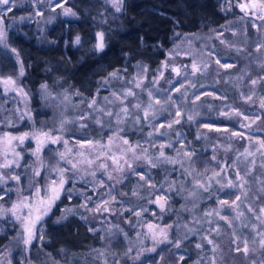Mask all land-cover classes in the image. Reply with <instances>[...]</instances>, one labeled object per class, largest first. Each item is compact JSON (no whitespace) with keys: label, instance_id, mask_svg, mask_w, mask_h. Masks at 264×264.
<instances>
[{"label":"rangeland","instance_id":"374dc122","mask_svg":"<svg viewBox=\"0 0 264 264\" xmlns=\"http://www.w3.org/2000/svg\"><path fill=\"white\" fill-rule=\"evenodd\" d=\"M13 1L10 0L9 5L0 4V17L3 18L0 28L5 33L4 42L0 43V60L3 58V64L0 63V138L7 134L19 136L24 132L52 130L53 135L62 136V140L56 144L47 143L40 153V160H37V157L33 155V151L36 148L34 139H27L23 144L13 141L10 147L0 142V164L16 160L19 165H13L10 168H0V173L4 174L6 181L13 189L7 196L8 200L1 204L0 207L7 210L11 209L13 204L22 200L35 203L38 198L50 195L51 182L60 179L59 173L54 169L57 166L71 169L70 164L60 160L59 153H65L66 158L71 159L74 163L84 161L83 163H78V170L71 169L64 173L66 182L60 197L55 201L48 215L44 216L36 225L35 238L29 245L23 243L26 237L21 221L17 220L10 211H4L0 214L2 218L9 215L12 217L10 221L18 224L20 231L18 248L28 254L29 249L38 239V231L41 224L52 215L57 204L62 199V195L68 188L70 178H91L93 177L91 173L95 172V175L97 173L102 175L99 180L101 183L116 186L122 178L126 179L127 172L137 169L141 165L146 166L145 170L147 171L151 168L156 169V173L161 176L162 183L155 189V194H157L154 199L155 203L159 197H166L167 190H172L170 187L174 172L176 173L175 176H179L181 179L177 192L181 198V204L177 215L174 211L177 217L176 241H182L187 238V235L192 234L190 232H194L197 229L196 225L207 222H209V224L207 223L209 231L212 233L217 230L224 231V229H228L236 238L237 245L242 248L247 233L255 234L256 238L260 239L257 236V230L264 232V225H261V221H264V214L259 212L260 208L264 207V191H262L264 189V167H262L264 165V155H262L264 149L260 148L258 142L264 141V129L255 128V122L259 117L260 111H251V114H244L243 116V113L235 107L237 100L233 101L231 97L227 96V92L232 94L233 91L227 86H221L219 83L222 70L233 71L235 78L233 86L239 91L238 96L243 101L255 105L253 98L258 96L255 92L259 88L260 81L264 79V19L258 16L262 13L260 10L249 12L248 14L252 13L251 16L246 15L239 7L246 0H231L239 12L243 13L236 15V28L227 30V27H225L222 32L214 33L210 31L211 34L208 35L203 33L177 35L172 45L167 49L166 60L156 70L152 81H145L143 68H139L136 71V75L132 78H116L117 83L114 86H105L104 88L109 90H102L101 95L99 94L93 99L95 100V105L89 107L88 110L79 106L77 107L78 112L71 114L70 106L73 105V96L71 94L68 92L52 94L43 88L40 94L41 101L43 106L51 113V116L48 115V117H51L49 121L53 122L42 123L38 120L39 123H37L31 114V96L22 82L24 74L22 63L17 50L16 52L12 51L15 48L9 40L11 28L7 27L9 23L5 24L6 17L4 13L7 12L6 9L12 7ZM57 1L59 0H28L25 8L19 4L17 9L18 12L20 11L19 14L27 9L32 10L33 16L36 17L37 13H39V7L50 5L57 11V17H61L65 15L64 10L67 8L64 7V0L58 4L56 3ZM107 1L116 9L113 0ZM20 7L23 10H20ZM254 15L257 17H254ZM245 16H250L249 18L254 27L253 33L248 31L246 26H243L242 20ZM15 17L18 18L19 16L15 15ZM229 52L232 54L231 57L228 56ZM217 60L220 61L219 64L216 63ZM193 64L197 66L198 71L193 72ZM220 65L229 66L221 67ZM173 68L179 69V74L174 72ZM208 77L209 79L211 78L209 87L205 84V79ZM8 78L14 80L15 84L6 85L4 80ZM134 80H139L140 87H135ZM253 80L257 81L255 85L252 84ZM181 84L184 87L181 88ZM176 88H180V91L177 92ZM129 89L135 94L124 98L123 93ZM150 92L152 94L151 97L146 96ZM113 93L121 96L123 103L116 99ZM169 97H171V100H169ZM157 100L160 103H156ZM92 101L87 105L89 106ZM261 104L257 103V107L264 109ZM136 105H139V107H136ZM124 107L128 109V114L118 119L116 113L120 112ZM177 111L180 112L179 116L176 115ZM107 112H111L112 115H107ZM145 112L148 113L147 116H145ZM254 113L257 115H253ZM21 116L24 118L21 119ZM82 116L84 119H80ZM221 117L224 121L230 123L232 127L223 129L219 127V123H214V119H221ZM140 118L147 122V130L145 137L142 138L141 146L137 149L134 147L136 154L142 155L141 149L143 148L148 149V154L152 157H159V153L163 151L165 157L176 161V163L160 162L157 167H151L143 159L134 160L132 152L125 153L123 151L128 146L124 145L122 140L129 141V135L137 128L136 121ZM90 119L91 122H88ZM176 120L196 125L198 134L205 141V147L202 151L212 147L214 154L212 153L213 155L211 154L210 158L209 156H204L202 157L203 160H200L195 155L197 150L193 149L187 141L180 138L179 142H174L172 134L178 124L175 123ZM64 121L68 122L64 123L63 131H57ZM87 122L89 126L94 125V127H97L102 132L101 136L107 135L108 137L99 141L92 139L71 141L66 134L72 130V124L76 123L81 127L82 124L87 125ZM169 123L172 124L171 128L167 127ZM161 125H164V127H161ZM205 125H208V127H205ZM241 125H244V127H241ZM211 129L216 132L213 136L209 135ZM233 133L242 135L234 136ZM65 140L68 141L67 147L64 145ZM89 142L92 143L90 144ZM161 145H164V147L161 148ZM167 145H169V148H165ZM12 148L15 149V152L20 153L19 157L13 155ZM6 151L7 160L5 157ZM81 152L83 156L79 155ZM185 152L192 154L191 159L185 155ZM97 157L99 158L97 159ZM110 157L118 159L123 171L116 170L117 165L113 163ZM87 159H92L94 163L88 165L86 163ZM125 159L132 164V168H128L124 164ZM252 161H255V163L253 164ZM101 164H106L107 168H101ZM35 171H39L40 174L38 176L34 175ZM237 171L247 181L244 187H222V185H227L228 180H232L237 184L240 183L236 180ZM249 172L250 175H245ZM217 173L219 175H216ZM109 174L114 178L109 179ZM12 175H19V182L12 180L10 178ZM196 181L204 184L208 190L205 191L204 188L196 187ZM151 185V174L145 176L144 180L140 179L138 184L135 182L133 190L135 197L132 196L131 199L127 200L130 203L129 209H126L127 212L139 215L138 207L148 208L144 197L151 196L149 195ZM102 193H104L103 197L106 201L110 203L117 202V198L115 195L113 196L110 188ZM192 193H195V195H192ZM237 195L241 197L240 201H237V206L232 208L224 206L221 209L220 200L232 202ZM120 201L122 202V200ZM250 206L254 209V212L248 211ZM218 209L221 210V215L228 217L231 226H229L227 221L215 214V210ZM161 210L162 212L172 211L166 209V206ZM27 211L28 209H23L21 215L26 214ZM206 213H211V215H206ZM257 215H261V220L256 219ZM137 218L136 226L131 229L132 236H129V234H126L125 229L119 226L109 215L104 216L103 224L99 227L102 241L103 243L105 242L104 246L101 247L102 257L109 253L108 250L112 251V243L118 240H122L124 246L123 248L118 247L119 249L115 251L122 253H130L134 249L139 250L142 247H149L150 249L152 246L165 242L161 231L163 230L168 237L169 230L166 225L160 226L154 220H158V218H154L153 215L150 216V220H145L144 222H141L139 216ZM189 224L193 225L191 231H187ZM149 225H152L151 229ZM253 225L258 226V229L254 230ZM203 240L207 243L209 241L206 236ZM14 247V245L11 248L8 246V251L0 255V264L15 263L14 261L17 260V257L12 256V251L17 247ZM181 257V254L173 252L170 254L169 259L176 261V259ZM110 259V257L109 260L104 258L100 263H113V259ZM253 264L255 263L253 262Z\"/></svg>","mask_w":264,"mask_h":264},{"label":"trees","instance_id":"16d2710c","mask_svg":"<svg viewBox=\"0 0 264 264\" xmlns=\"http://www.w3.org/2000/svg\"><path fill=\"white\" fill-rule=\"evenodd\" d=\"M26 3L28 0H14L12 10L4 14L5 24L9 23L6 25L11 28L9 40L22 63V82L31 96V114L37 123L53 122L49 121L51 117L48 115L51 116V113L41 101L43 85H46L47 91L52 94L68 92L73 96L71 114L77 113L79 106L88 110L87 104L101 95L105 86H114L117 83L116 78H132L139 68H143L146 69L145 81H152L156 70L166 60L167 49L177 35H208L211 34L210 31L222 32L225 27L227 30L234 29L237 25L236 15L242 14L231 0H122L119 11L107 0H64V7L75 15L65 14L57 17L53 6L45 5L39 7V14L35 17L29 9L19 14L17 5L21 4L25 8ZM22 7L20 10H23ZM242 21L243 26L253 33L254 27L250 18L245 16ZM99 33H103L105 47L102 51L95 47L99 43ZM76 36L80 37L79 44L75 43ZM228 56H232L231 52ZM0 63L3 64V58ZM114 72L117 73L116 77L110 75ZM209 80L211 81L209 77L205 79L208 87ZM219 80L221 86H227L233 91L232 94L227 92V96L233 101L237 100L235 107L243 116L251 114V111H260L255 128L264 129V109L257 107V103L264 102V79L260 81V89L257 88L255 92L260 96L253 98L255 105L243 101L238 96L239 91L233 86V71L222 70ZM143 120L140 118L136 121L138 126L128 138L129 143L136 149L141 146L147 130V122ZM213 121L219 123V127L223 129L232 127L222 117ZM88 122H91V119ZM88 122L85 127L72 124V130L66 135L73 142L87 139L99 141L108 137L101 136L102 132L94 125L89 126ZM214 133L216 132L212 129L209 131V135L213 136ZM172 135L174 142H179L180 138L187 141L197 150L195 155L200 160H203L204 156L210 158L211 154H214L212 147L202 151L205 147L204 138L198 134L197 126L192 123L180 121ZM137 144L139 147H136ZM168 146L165 148H169ZM145 169L146 166L141 165L130 170L126 173V179L122 178L116 186L101 183L100 173L95 175L96 178H70L62 199L52 215L41 224L38 239L28 254L17 247L20 240L18 224L11 222L12 217L9 215L3 218L0 215V255L8 251V246L11 248L14 245L17 247L12 251V256L17 257L14 264H101L102 259L109 260V257L113 259L110 264H261L264 261V249L260 248L259 238L257 239L255 234L245 235L250 249L245 255L243 251L235 250L239 245L228 229L212 233L208 228L209 222L196 225L197 229L190 232L192 234L187 235V238L181 241L180 248L175 251L174 243L169 241H176L177 236L176 215L181 204L177 192L181 179L175 176L174 172L170 187L172 190L166 189L167 194L164 197L166 209L172 211L162 212L161 207L154 202L157 195L155 189L162 183L161 176L156 173V169ZM149 174L152 175V185L155 187H150V197H144L148 208L138 207L139 215L127 212L126 209L130 206L127 200L135 197V182L138 184L141 176ZM109 188L117 198L116 203H105L102 192ZM12 190L8 181L0 183V196H3L0 206L8 200L7 196ZM106 215L125 229L129 236H132L131 229L136 226L137 216L144 222L154 215V218H158L154 220L160 226H167L168 240L150 247L156 249L154 252L149 251V247H142L130 253L115 251L118 247L123 248L124 244L122 240L114 241L112 251L108 250L109 253L102 257L101 247L105 242L102 241L99 227ZM192 227L193 225L189 224L187 231L192 230ZM205 236L212 244L203 240ZM197 244L201 247L197 248ZM173 252L181 254L183 260L169 259Z\"/></svg>","mask_w":264,"mask_h":264},{"label":"snow or ice","instance_id":"6c2138e0","mask_svg":"<svg viewBox=\"0 0 264 264\" xmlns=\"http://www.w3.org/2000/svg\"><path fill=\"white\" fill-rule=\"evenodd\" d=\"M113 3H114V6L116 7L117 11H119L120 10L121 0H113ZM0 4L9 5L10 4V0H0ZM57 6H62V5H57ZM239 7H240L241 11L245 12L246 15L249 12L255 11L257 9L260 10L261 12H264V0H246V2L245 3H241L239 5ZM6 10L7 11H11L12 9H11V7H9ZM64 11H65V14L75 15V13H71L69 9H65ZM37 14H39V13H37ZM259 18L264 19V16H260ZM2 23H3V18L0 17V24H2ZM98 35H99L100 39H99V43L95 47H96L97 50L102 51L104 49V47H105L104 41H103V33H99ZM4 38H5V33H4L3 29L0 28V43L4 42ZM75 43L76 44L80 43V37L79 36H76ZM12 51L16 52V49H12ZM216 63L219 64L220 61L217 60ZM165 66H167V65H165ZM220 66L221 67H228L229 65H220ZM192 67H193V72L198 71V68H197V66L195 64H193ZM172 70L174 72H176L177 74H179V69L173 68ZM143 71H146V69H143ZM21 74H23V73L21 72ZM110 75L113 76V77H116L117 73L114 72V73H111ZM4 83L6 85H14L15 81L12 80L11 78H8V79L4 80ZM105 83H107V81H105ZM133 83L135 84V87H140L139 80H134ZM154 83H155V81H154ZM256 83H257L256 80L252 81V84L255 85ZM42 87L45 89V91L47 90V86L46 85H43ZM180 87L182 88V87H184V85L181 84ZM175 90L177 92H179L180 88H176ZM134 94L135 93L131 89H129L126 92L123 93V97L126 98L127 96H132ZM151 95L152 94L150 92L149 96L151 97ZM113 96H115L116 99L120 100V102L123 103V99L121 98V96H118L116 93H113ZM65 99H67V97H65ZM197 99H199V97H197ZM169 100H171V97H169ZM156 103H160V101L157 100ZM93 105H95V100H93L89 104V107H92ZM136 107H139V105H136ZM150 107H151V105H150ZM261 107H264V102H262ZM106 114L109 115V116L112 115L111 112H107ZM127 114H128V109L126 107H124V108L121 109L120 112L116 113V116L119 119L121 116H126ZM147 115H148V113L145 112V116H147ZM176 115L179 116L180 112L177 111ZM20 118L23 119L24 117L21 116ZM80 119H84V117L82 116V117H80ZM189 119H191V117H189ZM67 122L68 121L62 122L61 125H60V128L57 131H61L62 132L63 128H64V123H67ZM175 123H179V120H176ZM85 126L86 125H83V124L81 125V127H85ZM161 127H164V125H161ZM167 127L171 128L172 124L169 123L167 125ZM205 127H208V125H205ZM241 127H244V125H241ZM161 135H163V133H161ZM233 135L235 136V135H242V134L233 133ZM27 139H34L36 141V148L33 151V155H35L37 157V160H40V153L43 150L44 146L47 143H52V144L59 143L62 140V136L53 135L52 130L36 131V132H31V133L30 132H24L22 135H19V136H13V135L7 134L3 138H0V142H3L4 144H6L7 146L10 147L13 141H18L19 144H23L25 142V140H27ZM89 143L91 144L92 142H89ZM122 143L124 145L128 146L126 149H123V151L125 153L132 152L134 160L143 159L151 167H157L158 163H160V162L176 163V161H173L170 158L165 157L163 151H161L159 153V157H152L151 155L148 154V149H143L142 148L141 149L142 155H137L136 151H135V148L129 143L128 140H122ZM258 143L260 144V148L264 149V141H259ZM67 144H68V141L65 140L64 141L65 147H67ZM81 147H83V145H81ZM136 147H139V145L137 144ZM163 147H164V145H161V148H163ZM12 152H13L14 156H16V157L20 156V153L15 152L14 148H12ZM79 155L83 156V153L81 152V153H79ZM185 155L188 156L189 159H191V155H192L191 153L185 152ZM249 155H251V153H249ZM262 155H264V153H262ZM5 157H6V160H7V151L5 152ZM59 158H60V160L65 161L66 163L70 164L71 165V169H76V170H78V163H83L84 162V161H79L77 163H74V162H72L71 159H67L65 153H63V152L59 153ZM98 158L99 157H97V159ZM110 158L113 160V163L117 165L116 170L117 171H123V169L119 165L118 159L116 157H110ZM161 158H163V159L161 160ZM86 163L88 165H92L94 163V161L92 159H87ZM252 163L254 164L255 161H252ZM124 164L127 165L128 168H132V164L129 163V161L127 159L124 160ZM13 165L19 166L18 162L16 160H12L10 162H6L4 164H0V168H10ZM100 167L106 169L107 165L106 164H101ZM262 167H264V165H262ZM71 169L60 168L59 166H57L54 169L57 173H59L60 179L58 181L57 180H53L51 182L52 186L50 188V195H46L44 198H38L35 203H32L30 201L26 202V201L22 200V201H20V202H18L16 204H13L12 208L11 209H7V210H5L2 207H0V214H2L4 211H10L11 214L13 216H15L17 220L21 221V223L23 225V232H24L25 237H26L23 240V243L25 245H29L31 243V241L35 238L36 225L43 219L44 216L48 215V213L52 209V206L55 204V201L59 199L60 193L63 190V186H64V184L66 182L65 179H64V173L66 171L71 170ZM222 171H223V169H222ZM39 174H40L39 171H35L34 172V175L38 176ZM91 175L93 177H95V172H92ZM216 175H219V174L217 173ZM245 175H250V172L246 173ZM10 178L12 180L17 181V182H19V180H20V176L19 175H12ZM113 178L114 177H112L111 174H109V179H113ZM140 178H141V180L145 179L144 176H141ZM236 180L239 181L240 183L237 184V183L233 182L232 180H228L227 185H222V187L228 186V187H240V188H243L244 185L247 183V181L245 180V178L243 176H241L239 171L236 172ZM4 182H6V178H5L3 173H0V183H4ZM151 187H155V185H151ZM196 187L204 188L205 191L208 190L205 187V185L201 184L199 181H196ZM262 191H264V189H262ZM38 193H39V190H38ZM192 195H195V193H192ZM2 199H3V196H0V200H2ZM240 199H241V197L239 195H237L236 199L234 201L229 202L228 200H220L219 204L221 206V209L224 206H228L229 208H232L234 206H237V201H240ZM105 203H107V201ZM156 203H158L159 206L161 207V209H163L164 206H165L166 200H165L164 197H159L157 199ZM25 208L28 209L27 213L24 214V215H21L22 210L25 209ZM105 210H107V208H105ZM248 211L249 212H254V209L250 206L248 208ZM259 212H260V214H264V207H261ZM215 214L217 216H220L221 219L227 221L229 223V226H231V222L228 221V217L221 215V210H219V209L215 210ZM206 215H211V213H206ZM63 218L64 217H61V219H63ZM256 219L257 220H261V215H257ZM261 225H264V221H261ZM168 227L170 228L171 225H169ZM149 228L151 229L152 225H149ZM253 229L257 230L258 226L253 225ZM161 235L163 236L165 241L168 240L167 234L165 232H163V230L161 231ZM257 236L260 237V239H259L260 248L264 249V232H261V231L257 230ZM41 239H43V237H41ZM253 242L255 243V241H253ZM169 243H174V246L176 248H180V245H181V241H179V240L174 241V242L173 241H169ZM208 243L211 244L212 241L209 240ZM196 247L200 248L201 245L197 244ZM155 250H156L155 248L149 249V251H153V252ZM235 250L238 251V252L239 251H243L244 254L247 255L249 253V250H250L249 246H248V241L247 240L244 241L243 248H240L238 246ZM129 251H131V250H129ZM137 259H139V256H137ZM180 259L183 260V257H181ZM262 264H264V261H262Z\"/></svg>","mask_w":264,"mask_h":264},{"label":"flooded vegetation","instance_id":"af4514ba","mask_svg":"<svg viewBox=\"0 0 264 264\" xmlns=\"http://www.w3.org/2000/svg\"><path fill=\"white\" fill-rule=\"evenodd\" d=\"M241 13H242V12H241ZM243 13H244V11H243ZM243 13H242V14H243ZM251 14H252V13L247 14V15H250V16H251ZM263 15H264V13L262 12L261 15H258V16H263ZM250 16H247V17H250ZM254 17H257V16L254 15Z\"/></svg>","mask_w":264,"mask_h":264}]
</instances>
